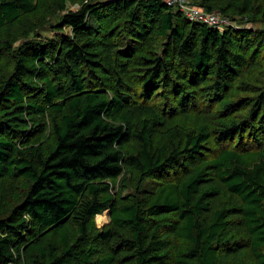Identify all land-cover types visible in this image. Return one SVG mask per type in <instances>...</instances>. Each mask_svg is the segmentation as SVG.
I'll return each instance as SVG.
<instances>
[{
	"label": "trees",
	"instance_id": "obj_1",
	"mask_svg": "<svg viewBox=\"0 0 264 264\" xmlns=\"http://www.w3.org/2000/svg\"><path fill=\"white\" fill-rule=\"evenodd\" d=\"M193 3L0 0V264H264V0Z\"/></svg>",
	"mask_w": 264,
	"mask_h": 264
},
{
	"label": "built area",
	"instance_id": "obj_2",
	"mask_svg": "<svg viewBox=\"0 0 264 264\" xmlns=\"http://www.w3.org/2000/svg\"><path fill=\"white\" fill-rule=\"evenodd\" d=\"M168 6L179 9L189 21L207 24L215 28H222L230 25L229 18L219 14L217 11H208L199 8L193 0H162Z\"/></svg>",
	"mask_w": 264,
	"mask_h": 264
},
{
	"label": "rangeland",
	"instance_id": "obj_3",
	"mask_svg": "<svg viewBox=\"0 0 264 264\" xmlns=\"http://www.w3.org/2000/svg\"><path fill=\"white\" fill-rule=\"evenodd\" d=\"M79 7V4L75 3V4H71V3H67L66 4V9L64 10H54L52 11L51 14H46L42 17V19L40 20H37L36 23L37 25L38 24H43L44 26H47L49 25L50 22L54 21L56 16L59 15V14H62L63 12L65 11H73V10H76L77 8ZM229 18V17H228ZM230 20V19H229ZM230 22L232 23V21L230 20ZM250 25V24H249ZM255 25V24H254ZM255 26H260L259 24L255 25ZM41 33L45 34L47 33V30L44 29V28H40L38 29ZM38 32V33H40ZM20 40H17L16 42H14L13 45H17L19 44ZM21 192H22V189H20L17 193L15 194H12L10 197H9V200L7 201V204L10 205L12 204L13 202H15L20 196H21ZM102 214H104L105 216V220H103L102 218L100 219V222L101 224H99V220H98V217L94 218V222L95 224L97 225V227H102L103 225H105L107 222H108V212L107 211H104Z\"/></svg>",
	"mask_w": 264,
	"mask_h": 264
},
{
	"label": "bare ground",
	"instance_id": "obj_4",
	"mask_svg": "<svg viewBox=\"0 0 264 264\" xmlns=\"http://www.w3.org/2000/svg\"><path fill=\"white\" fill-rule=\"evenodd\" d=\"M97 217H98V220H99V222H98L99 224H101V222H100V219H101V218H102L103 220H105V218H103V217L100 216V215H98Z\"/></svg>",
	"mask_w": 264,
	"mask_h": 264
}]
</instances>
